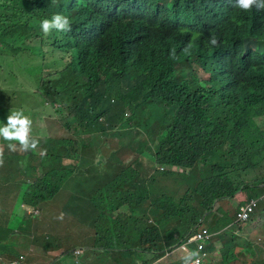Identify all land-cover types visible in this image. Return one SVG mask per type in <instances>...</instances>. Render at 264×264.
<instances>
[{
    "label": "trees",
    "instance_id": "trees-1",
    "mask_svg": "<svg viewBox=\"0 0 264 264\" xmlns=\"http://www.w3.org/2000/svg\"><path fill=\"white\" fill-rule=\"evenodd\" d=\"M57 13L70 18V32L33 36L42 19ZM26 38L40 43L46 79L55 82L48 81L47 97L54 91V100H47L70 109L72 136L46 146V172L24 192V203L52 196L61 188L58 169L66 157L77 160L88 139L133 128L130 120L143 108L160 114L136 120L144 131L136 152L149 147L154 164L170 168L149 172L141 161L116 168L92 200L95 246L118 248L106 250L113 262H159L194 227L214 218L218 229L258 196L264 184V10L241 11L233 0H0V51L15 54ZM166 106L175 113L164 121ZM132 107L135 114L127 118ZM47 179L54 183L46 185ZM233 198L236 206L228 201ZM220 234L215 264H259L241 260L242 238Z\"/></svg>",
    "mask_w": 264,
    "mask_h": 264
},
{
    "label": "rangeland",
    "instance_id": "rangeland-1",
    "mask_svg": "<svg viewBox=\"0 0 264 264\" xmlns=\"http://www.w3.org/2000/svg\"><path fill=\"white\" fill-rule=\"evenodd\" d=\"M40 34L41 30L39 33H34L33 36ZM31 42V39L26 38L17 45L15 48L16 55L12 54L13 50L11 49L0 51V125L7 123V116L11 111L22 109L24 114L32 120V132L42 135L41 139H35L39 141V146H44L46 151V146H56L55 141L68 142L71 140L69 137L72 135L67 128L69 121H71L70 109L61 105H56V109L51 106V102L54 100V91H51L47 97L49 92L48 81H51L52 84L55 82L53 78L46 79L49 77L48 69L42 68V59L38 55L41 49L40 43L32 44ZM47 99H50L51 102ZM54 109L56 112L60 110L66 112L59 114ZM148 109L143 108L130 120L133 128L125 126L116 133L108 134L102 140L88 139L81 146L77 160L66 157L61 163L63 167L58 169V175H64L61 188L52 196L28 205L33 209H39L38 215L29 214L21 204L24 203L22 196L28 189L29 183L38 177L36 174L39 168L34 167L35 160L31 159L34 158L31 156L32 154L36 156V166L41 168L42 173L43 171L46 172L43 163L40 164V156L31 150L28 152L18 150L11 156L6 164L11 165L12 175L17 172L21 180L25 179L16 186V188H20L19 216L15 217L13 201L10 202L11 207L6 210L8 215L4 214L3 216L6 221L5 224H9L7 228L10 233L11 231H21V235H15V239H18L13 244L16 251L24 253L28 259L37 258L40 262L48 260L49 263H53L57 258H52L50 254L57 247H63L62 252L66 253H62L64 255L62 258L69 259L73 255L75 247L89 246V244L94 243L97 211L92 200L94 199L96 202L99 192L104 190L112 181L115 169L139 161H141L140 164L143 163L146 171L150 172L157 167L154 164V159L151 158L152 154L149 147H143L144 153L142 155L136 152V148L144 138V131L136 123V120L147 117L149 111L154 115L160 114L156 109L154 111ZM134 110L133 107L128 109L126 117L133 116ZM161 112L164 121H166L167 118H173L175 109L166 106V110L161 108ZM48 124L50 129L47 128V136L49 137L45 135L46 132L44 131V126ZM112 148L115 154L113 159L111 156ZM30 152V158L24 160V154ZM149 155L150 158H146ZM47 156L48 151L44 155V160ZM66 160L70 162L64 164ZM102 160L104 163H99ZM28 168L30 169L27 171ZM181 170L187 171V169ZM45 183L49 185L54 182L47 179ZM2 247L3 244L0 243V248ZM216 259L217 257H214V260ZM161 261L154 264L165 262V260Z\"/></svg>",
    "mask_w": 264,
    "mask_h": 264
},
{
    "label": "crops",
    "instance_id": "crops-1",
    "mask_svg": "<svg viewBox=\"0 0 264 264\" xmlns=\"http://www.w3.org/2000/svg\"><path fill=\"white\" fill-rule=\"evenodd\" d=\"M44 127H45L44 131L46 132L45 135L47 136L48 135L47 128L50 129V125L48 124ZM32 136L38 139H41L40 137H42V135H37L34 131L32 132ZM7 144H8L7 141L0 138V148L3 149V160L5 162L3 163V166H0V243L4 244V247L0 248V256H1L0 259L3 262H7L8 260L11 261L19 258V256H24L25 264H75L74 257L72 259L71 257L69 259L60 257L62 254L63 247H57V249L51 251L50 256L52 258L60 257L59 260L56 259L53 263H49L48 260L44 262H40V260L37 258L28 259L24 255V253L15 250L13 244L15 240H18L15 239V235H21V231L19 230H17L16 232L11 231L10 233L9 229L7 228V226L9 227V224H5L6 221L5 219H3V216L4 214H7L6 210L11 207L10 205L11 201H13L14 203L13 207L15 209V217L19 216L18 204H20L19 203L20 188H16V186L20 185L21 181L22 180L25 181V179L21 180V177L17 172H15V174L12 175V172L10 171L12 170L11 165L6 164L11 158V156L16 153V151L15 152L9 151ZM46 151L44 150V146H39V145H37V148L34 151L35 154L40 156L41 165L44 162V155L46 154ZM111 154L113 159L115 155L113 153V148ZM30 155L31 152L28 154L25 153L23 159L28 160L30 158ZM31 156L34 157L31 159L35 160L34 167L39 168V171L36 174L39 176L40 174H42V170L39 166H36L37 164L36 156H34L33 154ZM68 162L70 161L66 160L64 164H68ZM99 163L103 164L104 160H102V162L100 161ZM29 166L33 168L31 165ZM258 193L259 194L257 197L259 198V202L255 208L254 213L252 214L251 219L245 223H239L238 228L236 224L228 223L225 225L223 223H220V225L218 226L219 228L213 230V227H215L213 224L214 218L208 220L206 225L205 223H203L204 225L203 224L202 225L216 233L220 231L222 232L223 229L227 231H231L234 235H237L239 238H242L241 242L243 246L240 248V250L239 248L237 249V251L242 250L243 252V256H241V260L245 263H250L252 261H255L259 264H264V184H262L259 187ZM228 201L232 206H236L238 203L237 200L234 198L228 199ZM21 205L24 206V209L27 206V204L25 203H22ZM216 206L217 205H214V208ZM222 239L223 237H218L207 244L206 249L209 252V256H210L208 257L207 264H209V262L212 263L213 261L219 260L217 249L222 247L223 245ZM247 242L251 243V245L250 246L249 244L246 245L245 243ZM5 244H7L8 246ZM94 245L95 244L93 243V244H89V246L87 245L79 246L87 250L81 255L80 264H116L115 262H113V258L110 257V255L106 252L104 247L102 246L94 247ZM8 249H10L11 251ZM7 251H10V253H8ZM177 254H179L178 250L174 252L168 259H163L161 262L165 260L164 263L168 264L169 262L176 259ZM214 257H217V259L214 260Z\"/></svg>",
    "mask_w": 264,
    "mask_h": 264
},
{
    "label": "clouds",
    "instance_id": "clouds-1",
    "mask_svg": "<svg viewBox=\"0 0 264 264\" xmlns=\"http://www.w3.org/2000/svg\"><path fill=\"white\" fill-rule=\"evenodd\" d=\"M52 2L56 3V0H52ZM233 4H234V7L240 9L241 11H245V12L251 11L254 7H255V9L257 11L264 10V0H233ZM39 28H40L41 32L43 33V35L45 37H47V36L51 35L54 31L55 32H70L72 30V22H71L69 17L57 13V14L52 15L51 18L42 19L40 21V23H39ZM210 43L213 44V45H215L217 43L215 37L211 38ZM38 55L40 56L39 53H38ZM42 67H43V65H42ZM0 138H2L3 140L8 142L7 147L9 149V151H11V152H15V151H18V150L19 151H23V152H28L30 150L31 151H35L36 148H37V145L39 143V141L32 136V120H31V118L29 116L24 114V111L22 109L21 110L11 111L10 114L7 116V123L6 124L3 123L2 125H0ZM3 163H4V160H3V149L0 148V166H3ZM157 167L159 169H162V168L163 169H168V168H170V167H166V166H157ZM37 180L38 179H36L35 181H37ZM32 182H34V181H32ZM32 182H30L29 185ZM252 199L257 200V205H258L259 198L256 197V198H252ZM248 202L242 204L241 206H239V208L244 206ZM28 205L29 204H27V206L25 207V210H27V212L29 214L38 215L40 213L39 209H37V208L33 209L32 207H29ZM239 208H238V210H239ZM238 210H237V212H238ZM34 211H38V212L35 213ZM254 211H255V209H254ZM237 212H236V214H237ZM252 214L250 216V219L252 217ZM250 219H248L246 221H239L237 219V216H235L234 220L232 222H230V223H232V224L245 223V222L249 221ZM202 224L199 227L198 226L194 227L186 237L181 239V241L178 244H176L174 246H169L168 248H166L165 249V256L161 260L168 259L174 252H176L178 250L179 254H177L176 259H178V260L179 259H183L185 261V264H186V262L188 260L192 259L194 256H196L197 253L191 252L189 254H186V252L183 251L182 249H180L179 247L183 244V242L189 236H192L193 234H195L197 231H200L201 229H207L208 232L212 234L204 242L205 256L203 257V262H204V264H207L208 257H210V256H209V252L206 249V246H207V244L209 242H211L212 240L218 238L221 235L220 234L221 231L216 233L214 231L209 230L207 227L203 226ZM223 230L227 231L225 229H223ZM223 230H222V232H223ZM229 232H231V231H229ZM94 244H95V241H94ZM5 245H7V244H5ZM3 247H4V244H3ZM94 247H97V246L94 245ZM117 249L118 248H114V249L108 248V249H105V250L111 251V250H117ZM8 250H10V249H8ZM219 250H220V248L217 249V254H218ZM10 251H7V252L10 253ZM86 251L87 250H85V248H83V247H75L73 249V255L71 256V259L74 257L75 264H80L81 255L84 252H86ZM62 253L64 254L66 252H62ZM63 254H61L60 257H64ZM60 257H57V260H59ZM219 260H220V257H219ZM219 260L213 261L212 263L209 262V264H215ZM14 262H17V264H25L24 256H19V258L11 260V261L8 260L7 262H3L0 259V264H11V263H14Z\"/></svg>",
    "mask_w": 264,
    "mask_h": 264
},
{
    "label": "built area",
    "instance_id": "built-area-1",
    "mask_svg": "<svg viewBox=\"0 0 264 264\" xmlns=\"http://www.w3.org/2000/svg\"><path fill=\"white\" fill-rule=\"evenodd\" d=\"M163 169V168H162ZM257 205V200L251 199L247 204L240 207L236 216L239 221H246L250 219L251 214L254 212V209ZM37 213L38 211H34ZM212 234L208 232L207 229H201L197 231L192 236H189L183 244L179 247L186 254L191 252L197 253L192 259L188 260L186 264H204L203 257L205 256L204 251V242L211 236ZM17 264V262L11 263Z\"/></svg>",
    "mask_w": 264,
    "mask_h": 264
},
{
    "label": "water",
    "instance_id": "water-1",
    "mask_svg": "<svg viewBox=\"0 0 264 264\" xmlns=\"http://www.w3.org/2000/svg\"><path fill=\"white\" fill-rule=\"evenodd\" d=\"M217 200H218V199H214L213 202L215 203ZM206 213H207V212H205L204 215H205ZM204 215H203V216H204ZM201 221H202V219H201Z\"/></svg>",
    "mask_w": 264,
    "mask_h": 264
}]
</instances>
